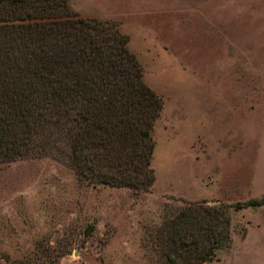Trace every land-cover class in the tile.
<instances>
[{"label": "rangeland", "instance_id": "1", "mask_svg": "<svg viewBox=\"0 0 264 264\" xmlns=\"http://www.w3.org/2000/svg\"><path fill=\"white\" fill-rule=\"evenodd\" d=\"M114 20L163 100L146 191L49 155L0 164V264H162L156 227L187 203L264 200V0H68ZM205 264H264V205L230 208Z\"/></svg>", "mask_w": 264, "mask_h": 264}, {"label": "trees", "instance_id": "2", "mask_svg": "<svg viewBox=\"0 0 264 264\" xmlns=\"http://www.w3.org/2000/svg\"><path fill=\"white\" fill-rule=\"evenodd\" d=\"M114 20L68 0H0V164L49 155L93 184L146 191L163 100ZM187 203L156 227L162 264H205L230 241V208Z\"/></svg>", "mask_w": 264, "mask_h": 264}]
</instances>
